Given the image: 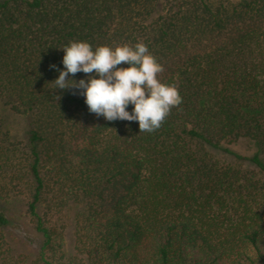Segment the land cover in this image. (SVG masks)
Here are the masks:
<instances>
[{
	"label": "trees",
	"instance_id": "obj_1",
	"mask_svg": "<svg viewBox=\"0 0 264 264\" xmlns=\"http://www.w3.org/2000/svg\"><path fill=\"white\" fill-rule=\"evenodd\" d=\"M72 41L144 43L182 103L151 133L89 113L50 68ZM0 99L27 120L0 116V264H264V0H0Z\"/></svg>",
	"mask_w": 264,
	"mask_h": 264
},
{
	"label": "clouds",
	"instance_id": "obj_2",
	"mask_svg": "<svg viewBox=\"0 0 264 264\" xmlns=\"http://www.w3.org/2000/svg\"><path fill=\"white\" fill-rule=\"evenodd\" d=\"M61 49L63 68L50 65L59 73L54 80L56 89H71L72 94L82 95L89 113L97 117L109 122L135 121L140 132L151 133L172 108L182 103L174 85L157 79L163 68L144 43L93 49L85 41H72ZM121 64L127 67H118ZM78 72L90 75L77 81L72 77Z\"/></svg>",
	"mask_w": 264,
	"mask_h": 264
},
{
	"label": "rangeland",
	"instance_id": "obj_3",
	"mask_svg": "<svg viewBox=\"0 0 264 264\" xmlns=\"http://www.w3.org/2000/svg\"><path fill=\"white\" fill-rule=\"evenodd\" d=\"M0 116L5 119L4 129L10 131L12 139L23 141L27 127L26 118L11 112L8 107L3 105L1 99ZM229 146L243 155H251L255 150V145L247 139L230 143ZM14 201L11 205L12 210L9 213L11 216L9 232L11 237H13L12 246L16 254H22L31 259L38 246L39 236L34 232L32 224L25 212L23 198H19L18 200L14 199ZM67 224L64 235L65 248L68 253H72L74 248V227L71 222Z\"/></svg>",
	"mask_w": 264,
	"mask_h": 264
}]
</instances>
